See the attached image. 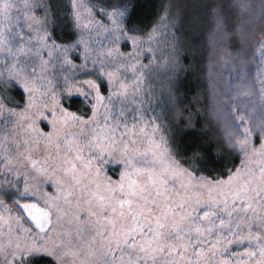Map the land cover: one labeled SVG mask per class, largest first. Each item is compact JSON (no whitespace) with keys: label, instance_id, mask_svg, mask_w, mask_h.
I'll return each mask as SVG.
<instances>
[{"label":"snow or ice","instance_id":"obj_1","mask_svg":"<svg viewBox=\"0 0 264 264\" xmlns=\"http://www.w3.org/2000/svg\"><path fill=\"white\" fill-rule=\"evenodd\" d=\"M186 7L141 27L121 0H0V264H264V76L191 155L162 118L195 71ZM194 7L209 58L249 38L244 0ZM160 74L167 98L146 108Z\"/></svg>","mask_w":264,"mask_h":264},{"label":"trees","instance_id":"obj_2","mask_svg":"<svg viewBox=\"0 0 264 264\" xmlns=\"http://www.w3.org/2000/svg\"><path fill=\"white\" fill-rule=\"evenodd\" d=\"M121 2L130 5V23L150 27L157 18L161 4L167 3L168 0H121ZM182 2L187 5L181 9L182 15H185V24L193 20L197 24L194 32L189 31L200 42L193 44L191 38L188 40V46L193 48L197 61L194 64L193 75L184 79L186 72L180 73L182 80L180 96L176 98L175 104L170 103L166 106L163 119L168 123V133L175 146L185 155H191L197 150L191 145L206 139L201 133L209 127L218 126L214 118L216 109L223 108L226 104H236L245 108L259 104L264 61L261 60L257 49L262 39L261 33L264 32V22L261 20V16L264 15L261 4L264 0H244L251 7L243 13L238 8L231 10L232 19L242 18L251 21L250 36L244 42L233 39L228 47L218 50L211 58L207 55V45L203 37L206 25L203 19L197 18V13L201 10L194 7L203 4L205 0ZM182 63L185 69L193 65L191 60H182ZM241 83L244 88L238 92L237 86ZM19 94V90L13 93L16 97H19ZM197 99L199 103H196ZM79 106L80 100L76 98L74 107ZM184 109L195 113L190 122L186 119L188 113L184 112ZM181 115L185 119H181Z\"/></svg>","mask_w":264,"mask_h":264},{"label":"rangeland","instance_id":"obj_3","mask_svg":"<svg viewBox=\"0 0 264 264\" xmlns=\"http://www.w3.org/2000/svg\"><path fill=\"white\" fill-rule=\"evenodd\" d=\"M169 75H171V73H169ZM149 88L152 89L150 93L152 97L151 105H149L148 100L143 96V94H141V99H144L145 107L149 109L151 108L160 109L162 101L165 100L168 95L167 93L168 85L164 79L163 74L149 76L148 80L144 84V91L147 92ZM149 114L150 115L152 114L151 111H149Z\"/></svg>","mask_w":264,"mask_h":264}]
</instances>
